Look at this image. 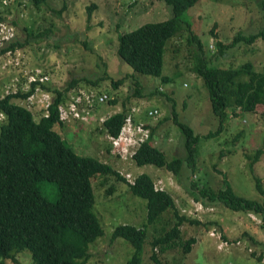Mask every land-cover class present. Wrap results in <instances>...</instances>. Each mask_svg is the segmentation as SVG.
Masks as SVG:
<instances>
[{
  "label": "rangeland",
  "instance_id": "obj_1",
  "mask_svg": "<svg viewBox=\"0 0 264 264\" xmlns=\"http://www.w3.org/2000/svg\"><path fill=\"white\" fill-rule=\"evenodd\" d=\"M89 6H93L91 15ZM171 16L172 7L161 0H0V98L10 92L32 90L27 98L14 101L22 103L38 120L43 109L48 114L47 102L57 96L56 91H63L61 108H68L76 118L54 125L57 133L78 153L107 162L127 181L140 173L148 174L156 187L168 189L181 214L199 221L180 226L182 242L196 239L188 252L183 251V243L162 251L151 240L157 234L155 229L160 231L163 224H146V200L133 195L115 176L100 175L93 182L95 212L105 233L91 244L88 264H127L132 246L120 237L111 239L113 228L124 223L147 228L148 238L138 264H264L261 217L218 202L205 203L201 197L195 200L199 193L191 186L195 180L198 186L217 190L223 188L225 175L238 196L262 201L253 176H259L264 185V152L253 163L252 171L250 161L258 146L264 148V120L260 112L233 116L229 111L219 136L202 137L216 129L219 121L211 111L207 88L192 70L195 54L201 53L195 42H187L192 31L201 39L206 57L217 53L210 66L237 68L251 61L253 68L263 71V37L250 43L239 40L222 52L216 45V41L231 42L237 32L244 36L259 33L264 27L261 0H199L184 13L188 24L168 40L161 76L133 72L116 54L118 33ZM7 46L11 49L3 51ZM164 76L170 80L164 81ZM32 77H47L37 81L49 87V92L34 90ZM121 77L123 83L114 87L113 81ZM135 80L139 81L138 95L133 94ZM71 83L75 85L67 89ZM99 93L108 94V100H100ZM123 103L129 109L136 108V119L154 127L152 142L168 160L186 156L185 137L173 122L174 113L200 135L194 173L184 164L175 176L164 168L136 165L134 160L116 156L103 121L121 111ZM88 105H93L91 111ZM153 108L158 114L148 116L146 111ZM61 118L68 116L62 112ZM4 120L2 113L0 124ZM163 220L168 221L169 229L174 222L172 211L165 212ZM16 260L18 263L6 260L4 264H33L27 252L18 254Z\"/></svg>",
  "mask_w": 264,
  "mask_h": 264
},
{
  "label": "trees",
  "instance_id": "obj_2",
  "mask_svg": "<svg viewBox=\"0 0 264 264\" xmlns=\"http://www.w3.org/2000/svg\"><path fill=\"white\" fill-rule=\"evenodd\" d=\"M40 1L34 0L36 3ZM161 1L172 7L170 18L146 22L118 33L116 54L133 72L161 76L168 40L183 29L184 23L188 24L184 20V13L199 0ZM93 6H89L90 15ZM261 9L264 10V0H261ZM189 36L187 42H195L201 53L195 54L192 70L207 88L211 111L219 121L216 129L202 137L219 136L224 129L222 125L230 115L229 111L233 116L239 112H260L264 120V70L257 71L251 61L237 68L210 66L208 64L217 57V53L206 57L199 36L192 31ZM258 37L264 38V27L259 33L248 36L237 32L231 42L225 44L216 41V45L222 52L223 48L233 46L239 40L250 43ZM8 49L11 47L7 46L3 51ZM163 80L168 82L170 78L164 76ZM123 81L124 77L113 81L114 87ZM134 83L136 87L133 94L138 95L139 81L135 80ZM74 85L71 83L67 89ZM31 86L34 90H50L39 81L32 82ZM31 92H10L0 98V110L5 116L0 124V264L6 260L18 263L16 256L23 252L30 255L33 264H88L91 244L105 233L95 212L93 182L96 177L107 174L123 181L133 195L146 200L147 225L163 224L160 231L155 229L157 234L151 240L153 246H160L164 251L174 244L183 243V251L188 252L196 239L190 237L182 242L180 226L185 222L199 224V221L179 212L168 189L165 186L156 187L153 178L146 173L136 175L132 182L127 181L107 162L78 153L68 139L53 129L54 125L64 123L57 111L59 102L63 100V91H56L57 96L48 106V114L43 109L42 117L38 120L22 103L14 101L27 98ZM110 102L115 104L116 100L111 99ZM94 111L97 113L95 107ZM129 111L123 103L121 111L112 113L103 121L108 134L118 133ZM173 122L180 127L185 137L184 158L173 157L168 160L165 152L152 142L154 127H151L150 136L137 147L130 160H134L136 165L152 164L164 168L175 176H179L185 164L193 174L200 135L194 134L191 127L180 121L175 113ZM239 134L232 137L233 143ZM263 152L264 148L258 146L250 161L251 171L253 163L258 162ZM253 178L263 197L262 201L238 196L225 175L222 179L223 188L217 190L198 186L195 180H192L191 186L199 193L195 200L201 197L205 203L218 202L234 211L259 215L261 226L264 227V185L259 176ZM46 193L52 197L49 198ZM167 211H172L174 218L169 229L166 228L168 221L163 220ZM117 237L132 246L133 252L127 264H138L148 238L146 226L118 224L111 232L112 240Z\"/></svg>",
  "mask_w": 264,
  "mask_h": 264
},
{
  "label": "built area",
  "instance_id": "obj_3",
  "mask_svg": "<svg viewBox=\"0 0 264 264\" xmlns=\"http://www.w3.org/2000/svg\"><path fill=\"white\" fill-rule=\"evenodd\" d=\"M32 80L35 81V78L32 77ZM41 80H43V78H41ZM93 91L95 90H87L86 92L92 93ZM94 97H95V93H94ZM108 98H109L108 94L99 93L100 100L107 101ZM96 102H98V97H97ZM62 104L58 106L59 118L63 121L68 120L70 118H76L71 115V112L69 111L68 108L62 109L61 108ZM92 106L93 105H88L90 111L92 110ZM62 112H64V114L68 116L67 119L61 118ZM135 113H136V108L131 107L130 111L124 117L123 123L118 133L117 134H107L108 139L111 143V148L113 152L121 160H130L133 157V153L136 151L137 147L140 146L144 141H146L151 133V130L148 126H146V123L135 118ZM0 114L2 113L0 112ZM146 114L148 116H155L158 114V110L156 108L149 109L146 111ZM129 181L132 182L130 179Z\"/></svg>",
  "mask_w": 264,
  "mask_h": 264
},
{
  "label": "clouds",
  "instance_id": "obj_4",
  "mask_svg": "<svg viewBox=\"0 0 264 264\" xmlns=\"http://www.w3.org/2000/svg\"><path fill=\"white\" fill-rule=\"evenodd\" d=\"M43 79H45V78L43 77ZM37 80L41 81V78H35V81H37ZM35 81L32 80L31 82H35ZM47 92H48V91H47ZM63 101H64V100L60 101L59 104H58V106H59L60 104H62ZM47 103H48V104H47V110H48V106H49L50 102H47ZM58 106H57V107H58ZM57 111H58V109H57ZM0 112L3 113L2 110H0ZM58 113H59V112H58ZM3 114H4V113H3ZM59 119H60V118H59ZM60 120H61V119H60ZM62 121H63V120H62ZM63 122H64V121H63ZM146 126H148V124H146ZM148 127H149V126H148ZM149 128H150V127H149ZM150 130H151V128H150ZM150 134H151V133H150ZM128 181H129V180H128Z\"/></svg>",
  "mask_w": 264,
  "mask_h": 264
}]
</instances>
